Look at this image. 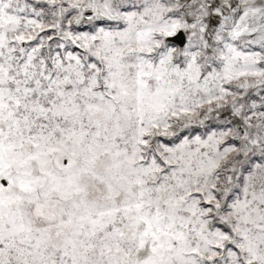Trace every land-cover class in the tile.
Instances as JSON below:
<instances>
[{
	"label": "snow or ice",
	"instance_id": "1",
	"mask_svg": "<svg viewBox=\"0 0 264 264\" xmlns=\"http://www.w3.org/2000/svg\"><path fill=\"white\" fill-rule=\"evenodd\" d=\"M0 264H264V0H0Z\"/></svg>",
	"mask_w": 264,
	"mask_h": 264
}]
</instances>
